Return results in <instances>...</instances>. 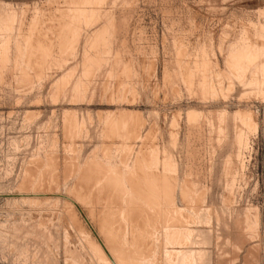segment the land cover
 Segmentation results:
<instances>
[{
  "label": "rangeland",
  "instance_id": "374dc122",
  "mask_svg": "<svg viewBox=\"0 0 264 264\" xmlns=\"http://www.w3.org/2000/svg\"><path fill=\"white\" fill-rule=\"evenodd\" d=\"M85 1L0 0V264H264V0Z\"/></svg>",
  "mask_w": 264,
  "mask_h": 264
},
{
  "label": "bare ground",
  "instance_id": "6f19581e",
  "mask_svg": "<svg viewBox=\"0 0 264 264\" xmlns=\"http://www.w3.org/2000/svg\"><path fill=\"white\" fill-rule=\"evenodd\" d=\"M72 1H73V0H72ZM76 1H78V0H76ZM81 1H83V0H81ZM84 1H85V0H84ZM88 1H89V0H88ZM74 2H75V0H74ZM85 2H86V1H85ZM89 2H90V1H89ZM75 3H76V2H75ZM78 3H80V1H79ZM82 3L84 4V2H82ZM75 6H76V5H75ZM79 7H81V6H79ZM74 8H75V7H74ZM9 10H10V9H9ZM78 10H79V9H78ZM83 10H84V9H83ZM69 11H71V10L69 9ZM71 12H74V11H71ZM81 12H84V11H81ZM65 13H67V12L65 11ZM78 13H80V12H78ZM85 13H86V12H85ZM70 14H71V13H70ZM88 14H89V13H88ZM6 15H7V14H6ZM63 15H65V14L63 13ZM75 15H76V16H73V17H78L79 14L77 15V13H76ZM80 15H81V14H80ZM86 15H87V13H86ZM83 16H84V20H85V19H86V18H85L86 16H85V15H83ZM9 17H10V16H9ZM53 17H54V19H55L56 16H53ZM60 17H61V16H60ZM63 17H64V16L61 17L62 19H58V17H56V20H61L62 23H63V22H64V21H63V19H64ZM65 17H67V16H65ZM81 17H82V16H80V18H81ZM90 17H91V16H90ZM37 18H38V17H37ZM39 18H40V17H39ZM51 18H52V17H51ZM51 18H50V19H51ZM69 18H70V16H69ZM88 18H89V17H88ZM92 18H93V17H92ZM54 19H53V20H54ZM8 20H9V19H8ZM12 20H13V19H11L10 21H12ZM34 20H36L35 17H34ZM34 20H33V21H34ZM65 20H66V19H65ZM69 20L71 21V19H69ZM82 20H83V19L81 18V21H82ZM6 21H7V20H6ZM33 21H32V22H33ZM39 21H40V20H39ZM66 21H68V20H66ZM75 21H76V20H75ZM75 21H73V22H75ZM88 21H89V20H88ZM88 21H87V22H88ZM7 22H8V21H7ZM49 22H50V21H49ZM76 22H77V21H76ZM82 22H83V21H82ZM84 22H86V21H84ZM1 23H2V22H1ZM8 23H9V22H8ZM10 23H12V22H10ZM10 23L7 24V23L4 22L3 24H4V26H5V24L10 25ZM33 23H35V22H33ZM33 23H31V24H33ZM36 23H37V22H36ZM36 23H35V26L37 25ZM40 23H42V22H40ZM57 23H58V22H57ZM70 23L73 24L72 22H70ZM80 23H81V22H80ZM3 24H2V25L0 24V25L3 26ZM49 24H50V23H49ZM49 24H48V27H50V26L52 25V27L49 28V29H51L50 31H52V28H53V26H55V25L53 24V22H52V24H51L50 26H49ZM67 24H68V23H67ZM56 25H57V24H56ZM59 25H61V24H59ZM65 25H66V22H65ZM65 25H63L62 27H64ZM30 26H31V25H30ZM70 26H71V25H70ZM74 26H75V25H74ZM79 26H80V25H78L77 27L79 28ZM5 27H7V26H5ZM10 27H11V26H10ZM32 27H34V25H33ZM32 27L29 28V29L31 30V32H32V30H36V29H32ZM38 27H39L38 29H41V28H42L41 25L38 26ZM40 27H41V28H40ZM55 27H56V26H55ZM55 27H54V28H55ZM60 27H61V26H60ZM65 27H66V26H65ZM67 27H69V25H68ZM77 27H76V28H77ZM2 28H3V27H2ZM57 28H59V27L57 26ZM57 28H56V29H57ZM71 28H72V27H71ZM6 29H7V28H6ZM60 29H61V28H60ZM60 29H59V30H60ZM65 29L67 30L68 28H65ZM69 29H70V28H69ZM74 29H75V28H74ZM41 30H42V29H41ZM39 31H40V30H38V32H36V33L34 32V33H35V34H38ZM42 31H43V30H42ZM42 31H41V32H42ZM56 31H57V30H56ZM61 31H62V30H61ZM61 31H60V33H61ZM63 31H64V30H63ZM67 31H68V30H67ZM74 31H75V30H74ZM102 31H103V30H102ZM21 32H22V31H21ZM29 32H30V31H29ZM29 32L26 34L27 36H28ZM44 32H45V30H44ZM47 32H48V31H47ZM47 32H46V33H47ZM54 32H55V31H54ZM57 32H59V31H57ZM65 32H66V31H65ZM70 32H71V30H70ZM75 32H77V31H75ZM75 32H74V33H75ZM100 32H101V31H100ZM62 33H63V32H62ZM101 33H102V32H101ZM23 34H24V33H23ZM30 34H31V33H30ZM41 34H42V33H41ZM47 34H48V33H47ZM56 34H57V33H55V35H56ZM67 34H69V33L67 32ZM67 34H66V36H67ZM70 34H71V33H70ZM60 35H61V34H60ZM2 36H3V34H2ZM27 36H26V37H27ZM30 36H32V35H30ZM30 36H28L27 38H29ZM40 36H42V35L39 34V37H40ZM57 36H58V35H57ZM64 36H65V34H64ZM66 36H65V37H66ZM10 37H11V36H10ZM23 37H24V36H23ZM26 37H24L26 40L23 38V40H24L23 42L26 43L25 41H27V44H28V41H29V40H27ZM32 37H36V36H32ZM37 37H38V35H37ZM37 37H36V39H37ZM53 37H54V36H53ZM58 37H59V36H58ZM65 37H64V38L62 37V42H63V39L65 40ZM76 37H77V36H76ZM101 37H102V36H101ZM2 38H3V37H2ZM55 38H56V37H55ZM59 38H60V37H59ZM13 39H14V38H13ZM44 39H45V38H44ZM44 39H43V40H44ZM46 39H49V38H46ZM50 39H51V38H50ZM60 39H61V38H60ZM11 40H12V39H11ZM30 40H31V38H30ZM32 40H33V38H32ZM32 40H31V42H32ZM43 40H42V42H43ZM51 40H52V39H51ZM54 40H55V39H54ZM67 40H68V36H67ZM45 41H46V40H45ZM47 41H49V40H47ZM47 41H46V42H47ZM52 41H53V40H52ZM76 41H77V40H76ZM99 41H101V40H99ZM99 41H98V42H99ZM23 42H22V43H23ZM38 42L41 43L40 40H39ZM38 42H36V44H37V49H38L39 46H40V45L38 44ZM46 42H45V43H46ZM64 42H65V41H64ZM67 42H68V41H67ZM34 43H35V40H34ZM57 43H58V42H57ZM18 44H19V42H18ZM18 44H17V45H18ZM36 44H35V45H36ZM42 44H43V43H42ZM49 44H50V43H48L47 47L49 46ZM52 44H56V42L54 43V41H53ZM61 44H62V43H61ZM72 44H73V43H72ZM72 44H71V45H72ZM4 45L6 46V44H4ZM19 45H20V44H19ZM31 45H34V44H31ZM43 45H44V44H43ZM45 45H46V44H45ZM58 45L61 46V48H62V46H63V45H60V43H58ZM64 45H65V44H64ZM66 45H67V44H66ZM68 45H69V43H68ZM87 45H88V44H87ZM25 46H26V45H25ZM29 46H30V44L27 45V47H29ZM34 47H35V46H34ZM42 47H43V49H44V46H42ZM49 47H50V46H49ZM51 47H52V46H51ZM51 47H50V48H51ZM53 47H55V45H54ZM53 47H52V48H53ZM21 48H22V47H21ZM25 48H26V47H25ZM61 48H59V49H61ZM26 49H27V48H26ZM43 49H41V50H43ZM46 49H47V48H46ZM46 49H44V52H42L43 54L45 53V50H46ZM64 49H65V48L63 47V49H62L63 52H64ZM68 49H69V48H68ZM73 49H74V48H73ZM247 49H248V48H247ZM251 49H252V48H251ZM20 50H21V49H20ZM33 50H34V48H33ZM47 50H48V49H47ZM47 50H46V51H47ZM38 51H40V48H39ZM59 51H61V50H59ZM30 52H31V51H30ZM33 52H34V51H33ZM33 52H31V53H33ZM52 52H53V51H52ZM52 52H49V53H52ZM61 52H62V51H61ZM63 52H62V53H63ZM68 52H69V50H68ZM245 52H246V51H245ZM252 52H253V51H252ZM260 52H261V51H260ZM27 53H28V51H27ZM31 53H30V54H31ZM38 53H39V52H37V56H35L36 58L38 57V55L43 56V57H42L43 59L45 58V56H44L41 52H40V54H38ZM236 53H237V52H236ZM256 53H257V52H256ZM22 54H23V53H22ZM24 54H25V52H24ZM28 54H29V53H28ZM34 54H36V53L34 52ZM46 54H48V53H46ZM60 54H61V53H60ZM237 54H238V53H237ZM259 54H260V53H259ZM19 55H20V54H19ZM249 55H250V54H249ZM260 55H261V54H260ZM12 56H13V55H12ZM12 56H10V57H12ZM25 56H26V55H25ZM31 56H32V55H31ZM31 56H30V58H31ZM41 56H39V58H40ZM51 56H52V55H51ZM247 56H248V55H247ZM20 57H21V55H20ZM22 57H23V55H22ZM33 57H34V56H33ZM33 57H32V58H33ZM49 57H50V56H49V54H48V57H47V58H49ZM4 58H5V57H4ZM27 58H28V56H27ZM30 58H28V59H25V58H24V59L27 60V61H28V60L31 61ZM36 58H35V60H36ZM50 58H51V57H50ZM237 58H238V57H237ZM249 58H250V57H249ZM18 59H20V58H18ZM33 59H34V58H33ZM40 59H41V58H40ZM43 59H42V60H43ZM245 59H246V58H245ZM245 59H244V60H245ZM5 60H6V59H5ZM45 60H47V59H45ZM33 61H34V60H33ZM33 61H32V62H33ZM36 61L39 62V61H41V60H39V61L36 60ZM232 61H233V60H232ZM234 61H235V58H234ZM249 61H250V60H249ZM34 62H35V61H34ZM37 62H35V64H36ZM41 62H42V61H41ZM41 62H40L39 64H41V68H42V67H44V64H45V63H44V62L41 63ZM52 62H53V61H52ZM244 62H245V61H244ZM256 62H257V61H256ZM12 63H13V62H12ZM20 63H21V62H19V64H20ZM28 63L30 64L29 61H28ZM47 63H48V62H47ZM254 63H255V62H254ZM25 64H27V62H26ZM29 64H28V65H29ZM37 64H38V63H37ZM39 64L37 65L38 67H40ZM233 64H234V63H233ZM21 65H23V64H21ZM42 65H43V66H42ZM242 65H245L244 67H246V64H242ZM261 65H262V64H261ZM261 65H260V66H261ZM29 66H30V65H29ZM37 66H35V67L37 68ZM45 66H46V65H45ZM47 66H48V65H47ZM260 66H259V68H260ZM35 67H33V68H35ZM234 67H236V66H234ZM237 67H238V66H237ZM247 67H248V66H247ZM41 68H40V69H41ZM234 69H235V68H234ZM236 69H237V68H236ZM7 70H8V69H7ZM240 70H242V69H240ZM243 70H244V69H243ZM262 70H263V69H262ZM25 71H26V69H25ZM38 71H39V70H38ZM263 71H264V70H263ZM50 72H51V71H50ZM240 72H241V71H240ZM26 73H27V72H26ZM33 74H34V73H33ZM25 75H26V74H25ZM3 76H4V75H3ZM33 76H34V75H33ZM5 77H6V76H5ZM10 78H11V77H10ZM31 79H32V78H31ZM38 79H39V78H38ZM10 80H11V79H10ZM2 81H3V80H2ZM25 81H26V79H25ZM32 86H33V85H32ZM204 86H205V85H204ZM28 90H29V89H28ZM30 91H31V90H30ZM20 93H21V92H20ZM26 113H27V112H26ZM246 119H247V118H246ZM250 119H252V118H250ZM248 120H249V118H248ZM240 122H241V120H240ZM118 123H119V121H118ZM104 129H105V128H104ZM105 130H106V129H105ZM134 131H135V130H134ZM239 132H240V130L238 131V133H239ZM242 133H243V132H242ZM242 133H240L239 135H237V136L235 137V138H237V140L235 141V143H237L238 141H239V142H240V141L243 142V140H241V134H242ZM116 134H117V133H116ZM236 134H237V132H236ZM132 135H133V134H132ZM140 135H141V134H140ZM104 136H105V135H104ZM109 136H110V135H109ZM117 136H118V134H117ZM150 136H151V135H150ZM245 137H246V136H245ZM107 139H108V138H107ZM129 139H130V138H129ZM139 139H140V138H139ZM242 139H243V138H242ZM123 140H124V139H123ZM147 142H148V141H147ZM149 142H150V141H149ZM130 143H131V142H130ZM143 144H144V143H143ZM237 144H239V143H237ZM241 144L243 145V143H241ZM241 144H240V145H241ZM245 144H246V143H245ZM239 147H240V146H239ZM239 147H238V148H239ZM238 148H237V149H238ZM106 151H107V150H106ZM235 151H236V150H235ZM242 151H243V150H242ZM127 152H128V151H127ZM151 153H153V152H151ZM235 153H236V152H235ZM53 154H54V153H53ZM238 155H239V154H238ZM34 156H35V155H34ZM36 156H37V155H36ZM135 157H136V156H135ZM100 159H101V158H100ZM100 159H99V160H100ZM95 160H96V159H95ZM70 161H71V160H70ZM87 161H88V160H87ZM152 161H153V159H152ZM164 161H165V160H164ZM170 161H171V160H170ZM44 162H45V160H44ZM141 162H142V160H141ZM233 162H234V161H233ZM233 162H232V163H233ZM46 163H47V162H46ZM46 163H45V164H46ZM97 163H98V162H97ZM133 163H134V162H133ZM78 164H80V163H78ZM136 164H137V163H136ZM140 164H141V163H140ZM142 164H143V163H142ZM168 164H169V163H168ZM172 164H173V163H172ZM229 164H230V162H229ZM97 165H98V164H97ZM100 165H101V164H100ZM100 165H99V167H100ZM147 165H148V164H147ZM147 165H146V166H147ZM155 165H156V164H155ZM106 166H107V165H106ZM128 166H129V165H128ZM130 166H131V165H130ZM138 166H139V165H138ZM151 166H152V165H151ZM228 166H229V165H228ZM228 166H227V167H228ZM141 167H142V165H141ZM148 167H149V166H148ZM156 167H157V165H156ZM240 167H241V165H240ZM45 168H46V167H45ZM82 168H83V167H82ZM84 168H85V167H84ZM112 168H114V167H112ZM152 168H153V166H152ZM165 168L167 169V167H165ZM170 168H171V167H170ZM174 168H175V167H174ZM231 168H232V167H231ZM35 169H36V168H35ZM37 169H38V168H37ZM52 169H53V168H52ZM92 169H93V168H92ZM117 169H118V168H117ZM120 169H121V168H120ZM145 169H147V168H145ZM153 169H154V168H153ZM156 169H157V168H156ZM163 169H164V168H163ZM43 170H44V169H43ZM100 170H101V169H100ZM107 170H108V169H107ZM115 170H116V168H115ZM129 170H130V169H129ZM133 170H134V169H133ZM174 170H175V169H174ZM227 170H229V169L227 168ZM230 170H231V169H230ZM77 171H79V170H77ZM101 171H102V170H101ZM101 171H100V172H101ZM131 171H132V170H131ZM158 171H160V170H158ZM170 171H171V170H170ZM38 172H39V171H38ZM57 172H58V171H57ZM108 172H109V171H108ZM227 172H228V171H227ZM43 173H44V172H43ZM112 173H113V172H112ZM112 173H110V174H112ZM118 173H119V172H117V173H115V174H118ZM149 173H150V172H149ZM25 174H26V173H25ZM74 174L76 175V173H74ZM113 174H114V173H113ZM143 174H144V173H143ZM153 174H156V173H153ZM38 175H39V174H38ZM77 175H78V174H77ZM122 175H123V174H122ZM126 175H127V174H126ZM148 175H149V174H148ZM160 175H161V174H160ZM169 175H170V174H169ZM172 175H173V174H172ZM34 176H35V175H34ZM105 176H106V175H105ZM115 176H116V175H115ZM135 176H136V175H135ZM154 176H156V175H154ZM154 176H153V177H154ZM107 177H108V176H107ZM124 177H125V176H124ZM124 177H123V180H124V182H125ZM142 177H143V176H142ZM150 177H151V175H150ZM162 177H163V176H162ZM26 178H28V177H26ZM34 178H35V177H34ZM54 178H55V177H54ZM114 178H115V177H113V179H114ZM145 178H146V177H145ZM160 178H161V177H160ZM169 178H170V177H169ZM116 179H117V182H118V178H115V180H116ZM138 179H139V178H138ZM154 179H156V178H154ZM107 180H109V179H107ZM111 180H112V179H111ZM121 180H122V179H121ZM123 180H122V181H123ZM129 180H130V179H129ZM143 180H144V179H143ZM150 180H151V178H150ZM159 180H160V179H159ZM165 180H166V178H165ZM190 180H191V179H190ZM112 181H113V180H112ZM139 181H140V179H139ZM163 181H164V180H163ZM178 181H179V180H178ZM229 181H230V180H229ZM231 181H232V180H231ZM53 182H54V181H53ZM126 182H127V181H126ZM137 182H138V181H137ZM154 182H155V181H154ZM169 182H171V179H170ZM51 183H52V182H51ZM121 183H122V182H121ZM158 183H159V182H158ZM173 183H174V182H173ZM182 183H183V181H182ZM21 184H22V183H21ZM54 184H55V183H54ZM124 184H125V183H124ZM128 184H129V183H128ZM128 184H127V185H128ZM131 184H133V183H131ZM141 184H142V183H141ZM141 184H140V185H141ZM146 184H147V183H146ZM146 184H145V185H146ZM186 184H187V183H186ZM226 184H227V183H226ZM231 184H232V183H231ZM27 185H28V184H27ZM34 185H35V184H34ZM101 185H102V184H101ZM109 185H110V184H109ZM113 185H114V184H113ZM113 185H112V186H113ZM121 185H123V184H121ZM136 185H137V184H136ZM148 185H149V184H148ZM152 185H153V184H152ZM155 185H156V184H155ZM173 185H174V184H173ZM178 185H179V184H178ZM181 185H182V184H181ZM181 185H180V186H181ZM183 185H184V183H183ZM227 185H228V184H227ZM227 185H226V186H227ZM229 185H230V184H229ZM229 185H228V186H229ZM55 186H57V185H55ZM86 186H87V185H86ZM123 186H124V185H123ZM138 186H139V185H138ZM142 186H143V185H142ZM175 186H177V185H175ZM226 186H225V187H226ZM233 186H234V184H233ZM115 187H116V186H115ZM124 187L128 188V190L130 191L129 187L131 188V185L128 186V187L125 185ZM134 187H135V186H134ZM155 187H156V186H155ZM157 187H158V186H157ZM160 187H161V185H160ZM166 187H167V186H166ZM177 187H178V186H177ZM182 187H183V186H182ZM230 187H231V186H230ZM86 188H87V187H86ZM98 188H99V187H98ZM98 188H97V189H98ZM109 188L111 189V187H109ZM120 188H121V187H120ZM120 188H119V189H120ZM139 188H140V187H139ZM143 188H144V187H143ZM143 188H142V189H143ZM147 188H148V187H147ZM150 188H151V187H150ZM170 188H171V187H170ZM232 188H233V187H232ZM107 189H108V188H107ZM115 189H117V188H115ZM161 189H162V188H161ZM166 189H167V188H166ZM178 189H179V188H178ZM178 189H177V190H178ZM182 189H183V188H182ZM88 190H89V189H88ZM88 190H87V192H88ZM93 190H94V189H93ZM113 190H114V189H113ZM140 190H141V189H140ZM147 190H149V188H148ZM158 190H159V189H158ZM40 191H41V189H40ZM81 191H82V190H81ZM91 191H92V190H91ZM95 191H96V190H95ZM106 191H107V190H106ZM124 191H125V189H124ZM131 191H132V190H131ZM136 191H138V190H136ZM142 191H143V190H142ZM145 191H146V190H145ZM155 191H156V190H155ZM164 191H165V190H164ZM23 192H24V191H23ZM27 192H28V191H27ZM52 192H53V191H52ZM82 192H83V191H82ZM87 192H86V194H87ZM89 192H90V191H89ZM96 192H97V191H96ZM151 192H152V191H151ZM162 192H163V191H162ZM185 192H186V191H185ZM194 192H195V191H194ZM71 193H72V192H71ZM108 193H109V192H108ZM113 193H114V191H113ZM117 193H119L118 190H117ZM130 193H131V192H130ZM138 193H140V192H138ZM159 193H160V192H159ZM179 193H180V192H179ZM29 194H30V193H29ZM29 194H27V195H29ZM37 194H39V193H37ZM81 194H82V193H81ZM88 194H89V193H88ZM90 194H92V193L90 192ZM110 194H112V193H110ZM110 194H109V195H110ZM119 194H120V193H119ZM127 194H128V193H127ZM143 194H144V193H143ZM143 194H142V195H143ZM156 194H157V193H156ZM182 194L184 195V190H183V193H182ZM185 194H186V193H185ZM198 194H199V193H198ZM33 195H34V194H33ZM35 195H36V194H35ZM104 195H105V194H104ZM125 195H126V193H125ZM129 195H130V194H129ZM146 195H147V194H146ZM158 195H159V194H158ZM161 195H162V194H161ZM161 195H160V196H161ZM165 195H166V194H165ZM168 195H169V193H168ZM170 195H171V194H170ZM186 195H187V194H186ZM99 196H100V194H99ZM113 196H114V195H113ZM115 196H116V195H115ZM115 196H114V197H115ZM127 196H128V195H127ZM127 196H125V197H127ZM143 196H145V195H143ZM153 196H154V195H153ZM156 196H157V195H156ZM172 196H173V195H172ZM232 196H233V194H232ZM78 197H79V196H78ZM80 197H81V196H80ZM82 197H83V195H82ZM84 197H87V198H88V197H91V195H89V196H85V195H84ZM102 197H103V196H102ZM105 197H106V195H105ZM139 197H141V196L139 195ZM177 197H178V196H177ZM187 197H188V196H187ZM187 197H186V198H187ZM193 197H194V196H193ZM197 197H198V196H197ZM226 197H227V196H226ZM27 198H28V197H27ZM92 198H93V195H92ZM108 198H109V196H108ZM128 198H129V197H128ZM149 198H150V197H149ZM161 198H163V197H161ZM161 198H160V199H161ZM182 198H183V197H182ZM184 198H185V197H184ZM200 198H201V197H200ZM229 198H230V197H229ZM33 199H34V198H33ZM111 199L113 200V198H111ZM122 199H125V198L123 197ZM150 199H151V198H150ZM157 199H158V198H157ZM172 199H173V198H172ZM175 199H176V198H175ZM227 199H228V198H227ZM87 200H88V199H87ZM90 200H91V198H90ZM104 200H105V199H104ZM108 200H109V199H108ZM116 200H117V198H116ZM118 200H119V199H118ZM118 200H117V201H118ZM127 200H128V199H127ZM136 200H137V199H136ZM162 200H163V199H162ZM177 200H178V199H177ZM79 201H80V200H79ZM88 201H89V200H88ZM121 201H122V200H121ZM140 201H141V200H140ZM143 201H144V199H143ZM157 201H158V200H157ZM174 201H175V200H174ZM174 201H172V202H174ZM183 201H184V200H183ZM109 202H110V200H109ZM128 202H129V201H128ZM135 202H136V201H135ZM149 202H150V201H149ZM152 202H153V200H152ZM155 202H156V201H155ZM158 202L160 203V201H158ZM165 202H166V201H165ZM175 202H176V201H175ZM185 202H186V201H185ZM232 202H233V201H232ZM68 203H69V202H68ZM106 203H107V202H106ZM118 203H119V202H118ZM118 203H115V205L118 204ZM120 203H121V202H120ZM122 203H123V202H122ZM125 203H126V202H125ZM131 203H132V201H131ZM138 203H139V201H138ZM142 203H143V202H142ZM91 204H92V203H91ZM91 204H90V205H91ZM104 204H105V203H104ZM108 204H109V203H108ZM129 204H130V203H129ZM144 204H146V202H144ZM144 204H142V205H144ZM149 204H150V203H149ZM155 204H157V203H155ZM167 204H168V203H167ZM185 204H186V203H185ZM196 204H197V203H196ZM95 205H96V204H95ZM112 205H113V204H112ZM119 205H120V204H119ZM123 205H125V204H123ZM131 205H132V204H131ZM131 205H130V207H131ZM134 205H135V204H134ZM140 205H141V204H140ZM152 205H153V204H152ZM157 205H158V204H157ZM160 205H161V204H160ZM162 205H163V204H162ZM165 205H166V204H165ZM191 205H192V204H191ZM102 206H103V205H102ZM135 206H136V205H135ZM144 206H146V205H144ZM144 206H143V207H144ZM148 206H149V205H148ZM154 206H155V205H154ZM154 206H153V207H154ZM167 206H168V205H167ZM186 206H187V205H186ZM112 207H115V206H111V208H112ZM116 207H117V205H116ZM121 207H123V206H121ZM169 207H170V206H169ZM171 207H172V206H171ZM175 207H176V206H175ZM106 208H107V207H106ZM123 208H124V207H123ZM123 208H122L121 210H123ZM127 208H129V207H128V204H127ZM127 208H126V209H127ZM133 208H134V207H133ZM136 208H137V207H136ZM139 208H140V207H139ZM145 208L148 209L147 206H146ZM156 208H158V207H155V209H156ZM160 208H161V206H160ZM160 208H159V209H160ZM178 208H179V207H178ZM109 209H110V206H109ZM115 209H116V208H115ZM117 209H118V207H117ZM149 209H151V208H149ZM153 209H154V208H153ZM162 209H163V208H162ZM162 209H161V212H162ZM164 209H165V207H164ZM170 209H171V208H170ZM172 209H173V208H172ZM73 210H74V209H73ZM111 210H112V209H111ZM136 210H139V209H136ZM165 210H166V209H165ZM177 210H178V209H177ZM177 210H176V211H177ZM195 210H196V209H195ZM68 211H69V210H68ZM102 211H103V210H102ZM107 211H108V209H106V212H107ZM113 211H114V210H113ZM129 211H130V210H129ZM131 211H132V209H131ZM131 211H130V213H131ZM134 211H135V210H134ZM134 211H133V212H134ZM141 211H142V210H141ZM141 211H138V212H141ZM149 211L151 212V210H149ZM154 211H155V210H154ZM154 211H153V212H154ZM168 211H169V208H168ZM173 211H175V210H172V212H173ZM178 211H179V210H178ZM109 212H110V211H109ZM119 212H120V210H119ZM119 212H118V214H119ZM124 212H125V211H124ZM124 212H123V213H124ZM126 212H127V210H126ZM169 212H170V211H169ZM186 212H187V210H186ZM194 212H195V211H194ZM73 213H74V212H73ZM92 213H93V212H92ZM96 213H97V212H96ZM110 213L113 214V212H110ZM127 213H128V212H127ZM127 213H126L125 215H127ZM146 213H147V212H146ZM155 213H157V212L155 211ZM155 213H153L152 215H154ZM159 213H160V212H159ZM162 213H163V212H162ZM170 213H171V212H170ZM170 213L167 212V214H170ZM188 213H189V212H188ZM118 214H116V215H118ZM140 214H141V213H140ZM149 214H150V213H149ZM173 214H174V213L170 214V216H172ZM176 214H177V213H175V216H176ZM183 214H184V213H183ZM99 215H100V214H99ZM102 215H103V214H102ZM136 215H138V214H136ZM145 215H146V214H144V216H145ZM150 215H151V214H150ZM156 215H157V214H155L154 217H155ZM160 215H162V214H160ZM177 215H178V214H177ZM91 216H92V215H91ZM94 216H96V215H94ZM112 216L115 217V215H112ZM121 216H122V215H120V216L118 215V217H120V218L122 219ZM132 216H133V215H131V217H132ZM163 216H164V215H163ZM166 216H167V215H166ZM166 216H165V217H166ZM192 216H193V215H192ZM113 217H111V219H112ZM128 217H129V216H128ZM146 217H147V216H146ZM157 217H158V216H157ZM165 217H162V218H165ZM179 217H180V215H179ZM181 217H182V216H181ZM93 218H94V217H93ZM105 218H106V214H105ZM107 218H108V217H107ZM109 218H110V217H109ZM109 218H108V219H109ZM123 218H124V217H123ZM139 218L142 219L141 217H139ZM143 218H144V217H143ZM166 218H167V217H166ZM169 218H171V217H169ZM169 218H168V219H169ZM173 218H175L174 215H173V217H172V220H173ZM177 218H178V217H176V219H177ZM184 218H185V217H184ZM191 218H193V217H191ZM191 218H190V219H191ZM72 219H73V218H72ZM99 219H100V218H99ZM114 219H116V218H113V220H114ZM127 219H128V218H127ZM131 219H132V218H131ZM145 219H146V218H145ZM145 219H144V220H145ZM148 219H149V218H148ZM150 219H151V217H150ZM157 219H160V217L157 218ZM176 219H174L175 222H176ZM182 219H183V218H182ZM182 219H181V220H182ZM194 219H195V218H194ZM93 220H95V219H93ZM106 220H107V219H106ZM113 220H112V221H113ZM165 220H166V219H164V220L162 219V221H164V223L167 222V221H165ZM172 220H169V221H170V224H171V221H172ZM181 220H179V218H178V221H179V222H180ZM188 220H189V219H188ZM240 220H241V219H240ZM98 221H99V220H98ZM100 221H101V220H100ZM107 221H109V220H107ZM107 221H103V222L105 223V224L103 223V224H104V225H103L104 227H109V226L106 225V224L108 223ZM112 221H111V223H112ZM130 221H131V220H130ZM190 221H191V220H190ZM101 222H102V221H101ZM106 222H107V223H106ZM115 222H116V221H114V223H115ZM121 222H122V220H121ZM123 222H127V220H126V221H123ZM134 222H135V221H134ZM136 222H137V221H136ZM136 222H135V226H136ZM140 222H141V221H140ZM151 222H152V221H151ZM153 222L156 223V221H154V220H153ZM157 222H158V221H157ZM183 222H184V221H183ZM191 222H192V221H191ZM238 222H239V221H238ZM116 223H118V222H116ZM119 223H120V222H119ZM128 223H129V222H128ZM148 223H149V222H148ZM148 223H147V224H148ZM155 223H154V224H155ZM164 223H163V224H164ZM177 223H178V222H177ZM177 223H176V225H177V227H179ZM123 224H124V223H123ZM125 224H126V223H125ZM129 224H131V223H129ZM132 224H133V222H132ZM154 224H153V225H154ZM157 224H158V223H157ZM157 224H156V225H157ZM168 224H169V222H168ZM170 224H169V225H170ZM173 224L175 225V223H173ZM105 225H106V226H105ZM108 225H109V223H108ZM137 225H138V224H137ZM140 225H144V226H145L146 224H145V223H144V224H141V223H140ZM169 225H167L168 228H169ZM174 225H173V227H174ZM181 225H182V224H181ZM120 226H122L121 223H120ZM124 226H125V225H124ZM126 226H127V224H126ZM126 226H125V227H126ZM129 226H130V225H128V228H130ZM146 226H147V225H146ZM158 226H159V224H158ZM158 226H157V227H158ZM162 226H164V225H162ZM112 227H114V226H112ZM115 227H116V226H115ZM139 227H140V226H139ZM152 227H154V226H152ZM177 227H176V228H177ZM180 227H181V226H180ZM185 227H186V226H185ZM110 228H111V227H110ZM128 228H127V229H128ZM134 228H135V227H134ZM145 228H146V227H145ZM145 228H142V227H141L140 229H145ZM158 228H160V227H158ZM161 228H162V227H161ZM161 228H160V229H161ZM165 228H166V225H165ZM171 228H172V227H171ZM176 228H175V229H176ZM114 229H115V228H114ZM117 229H118V227H117ZM121 229H123V228H121ZM132 229H133V228H132ZM135 229H136V228H135ZM146 229H147V228H146ZM146 229H145V230H146ZM148 229H149V227H148ZM155 229H156V228H155ZM160 229H156V230H159V231H160ZM162 229H163V228H162ZM169 229H170V228H169ZM169 229H168V230H167V229H166V230L164 229V230H165V233H163V234H165V235H164V242H165L166 245L176 243V242H175V239H176L175 236L177 235V233H176V235H173V232L171 233V231H169ZM173 229H174V228H173ZM173 229H172V230H173ZM177 229L179 230L180 228H177ZM182 229H183V231H184V228H182ZM105 230H106V229H105ZM109 230H111V229H109ZM109 230L107 229V231H109ZM118 230H119V229H118ZM129 230H130V229H129ZM138 230H139V228H138ZM186 230H188V228H186ZM102 231H103V229H102ZM107 231H104V232H107ZM123 231H124V230H123ZM125 231H126V229H125ZM125 231H124L123 234H125ZM133 231H135V230H133ZM142 231H143V230H142ZM150 231H152V230H149V232H150ZM161 231H162V230H161ZM175 231H176V230H175ZM175 231H174V232H175ZM109 232H110V231H109ZM121 232H122V231H121ZM130 232H131V231H130ZM157 232H158V231H157ZM162 232H164V231H162ZM177 232H178V231H177ZM179 232H182V231H179ZM114 233H115V231L113 232V235H111V233L109 234V236L111 235V236H110V241H111V237L114 236ZM137 233H139V232L137 231L136 234H137ZM152 233H154V232L152 231L151 234H152ZM183 233H184V232H183ZM187 233H188V231H187ZM187 233H185V234H187ZM189 233H190V231H189ZM194 233H195V232H194ZM194 233H193V234H194ZM116 234H117V232H116ZM118 234H119V233H118ZM123 234H122V235H123ZM132 234H133V232H132ZM134 234H135V233H134ZM146 234H148V233H146ZM154 234H155V233H154ZM156 234H157V233H156ZM158 234H159V232H158ZM185 234H184V235H185ZM198 234H199V233H198ZM200 234H201V233H200ZM200 234H199V235H200ZM120 235H121V234H120ZM120 235H118V236H120ZM122 235H121V236H122ZM139 235H140V234H139ZM142 235H143V234H142ZM142 235H141V236H142ZM184 235H182V236H183V237H186V235H185V236H184ZM187 235L189 236V234H187ZM191 235H192V233H191ZM85 236H86V234H85ZM125 236H126V235H125ZM125 236H124V237H125ZM129 236H131V234H130ZM137 236H138V235H137ZM141 236H140V237H141ZM148 236H149V235H148ZM155 236H156V235H155ZM162 236H163V235H162ZM178 236H179V235H177V237H178ZM182 236H180V237L182 238ZM192 236H193V235H192ZM192 236H191V237H192ZM202 236H203V235H202ZM206 236H207V235H206ZM122 237H123V236H122ZM133 237H134V236H133ZM135 237H136V236H135ZM159 237H160V236H158V239H159ZM180 237H179L178 239H179V241H182V239L180 240ZM189 237H190V236H189ZM204 237H205V236H204ZM204 237H203V238H204ZM88 238H89V237H88ZM108 238H109V237H108ZM120 238H121V237H120ZM120 238H118V239H120ZM130 238H131V237H130ZM112 239H115V240H116V239H117V236H116V238H113V237H112ZM125 239H126V237H125ZM125 239H124V240H125ZM127 239H128V238H127ZM145 239H146V238H145ZM149 239H150V238H149ZM151 239H152V238H151ZM151 239H150V240H151ZM183 239H186L185 241L187 242V237H186V238H183ZM121 240H122V238H121ZM121 240H120V241H121ZM124 240H123V241H124ZM132 240H134V239H132ZM136 240H137V239H136ZM136 240H135V241H136ZM147 240H148V239H147ZM188 240H189V238H188ZM190 240H191V238H190ZM190 240H189V241H190ZM107 241H108V240H107ZM112 241H113V240H112ZM125 241H126V240H125ZM129 241H131V240H129ZM176 241H177V239H176ZM189 241H188V242H189ZM199 241H200V240H199ZM118 242H119V240H118ZM152 242H153V240H152ZM162 242H163V240H162ZM110 243H111V242H110ZM123 243H124V242H123ZM129 243H130V242H129ZM139 243H141V241H140ZM143 243H144V242H143ZM153 243L155 244V242H153ZM189 243H190V242H189ZM189 243H188V244H189ZM192 243H194V242H192ZM95 244H96V243H95ZM115 244H117V243H115ZM118 244L122 245L121 243H118ZM118 244H117V245H118ZM125 244H126V243H125ZM125 244H124V245H125ZM130 244H131V243H130ZM144 244H146V242H145ZM148 244H149V243H148ZM150 244H151V242H150ZM150 244H149V245H150ZM154 244H152V245H154ZM177 244H178V243H177ZM179 244H180V242H179ZM98 245H99V244H98ZM124 245H123V246H124ZM135 245H137V244H135ZM140 245H141V244H140ZM156 245H157V244H156ZM156 245H155V248H156ZM166 245H165V246H166ZM108 246H109V245H108ZM113 246H114V245H113ZM138 246H139V245H138ZM141 246H142V245H141ZM145 246H147V245H145ZM145 246L143 245L142 247L145 248ZM182 246H183V245H182ZM97 247H98V246H97ZM104 247H105V245H104ZM117 247H118V249H119V246H117ZM133 247H134V246H132V248H133ZM136 247H137V246H136ZM136 247H134V248L136 249ZM142 247H141V248H142ZM149 247H150V246H149ZM159 247H160V246H159ZM163 247H164V246H163ZM171 247H172V246H171ZM187 247H188V246H187ZM191 247H192V246H191ZM99 248H100V247H99ZM101 248H102V247H101ZM105 248H107V247H105ZM122 248H123V247H122ZM125 248H126V247H125ZM139 248H140V247H139ZM146 248H147V247H146ZM146 248H145V249H146ZM166 248H167V249H166V253H167V255H168L169 253H171V251L168 250L169 247H166ZM95 249H97V248H95ZM116 249H117V248H116ZM116 249H115V251H118V250H116ZM129 249H130V248H129ZM162 249H163V248H162ZM181 249H182V248H181ZM181 249H180V252L178 251V250H179V249H178V250H177V253L179 252V254H180V253L182 252ZM98 250H99V249H98ZM100 250H102V249H100ZM112 250H113V249H112ZM143 250H144V249H143ZM146 250H147V249H146ZM148 250H149V249H148ZM152 250H153V249H152ZM95 251H97V250H95ZM103 251H104V250H103ZM115 251H114V252H115ZM122 251H123V250H122ZM128 251H129V250L127 249V252H128ZM132 251H133V250H132ZM132 251H130L129 253L131 254ZM141 251H142V250H141ZM141 251H140V252H141ZM150 251H151V250H150ZM153 251H154V250H153ZM159 251H160V250H159ZM190 251H192V250H190ZM89 252H90V251H89ZM125 252H126V249H125ZM151 252H152V251H151ZM151 252H150V253H151ZM172 252H173V251H172ZM174 252H175V251H174ZM93 253H94V252H93ZM97 253H98V252H97ZM110 253H111V252H109L108 255H106V254H104V255L108 256V259H107V260H109L110 264H113V263H114V264H117L115 258H114L113 255L110 254ZM143 253H144V251H143ZM145 253H146V251H145ZM154 253H157V252H154ZM166 253H165V255H166ZM182 253H184V252H182ZM185 253L188 255L187 252H185ZM185 253H184L183 255H181V257H182V256H185ZM120 254H121V253H120ZM130 254H128V255H130ZM135 254H137V253H135ZM152 254H153V253H152ZM152 254H150V255H152ZM91 255H92V254H91ZM104 255H102V256H104ZM123 255H124V253H123ZM123 255L121 254V256L124 258ZM128 255H125V257L128 256ZM146 255L149 256L148 253H147ZM172 255H173V254H169L168 256L173 257ZM174 255H175V254H174ZM176 255H178V254H176ZM190 255H191V254H189V256H187V258H190V257H191ZM192 255H194V254H192ZM195 255H196V254H195ZM99 256H100V255H99ZM137 256H138V255H137ZM152 256H154V255H152ZM156 256H157V255H156ZM168 256H167V257H164V258H167V260H169V261L173 259V258H172V259H169ZM91 257H92V256H91ZM115 257H116V256H115ZM131 257H132V256H131ZM139 257H140V256H139ZM139 257H137V258H139ZM146 257H147V256H146ZM154 257H155V256H154ZM157 257H158V259H160L159 256H157ZM175 257H176V256H175ZM193 257H194V256H193ZM71 258H72V257H71ZM106 258H107V257H106ZM106 258H105V261H106ZM123 258H122V259H123ZM142 258H143V257H142ZM151 258H152V257H151ZM164 258H162V263H165V262H163V259H164ZM176 258H178V256H177ZM182 258H184V257H182ZM187 258H186V261L184 260V261H185V264H186V262H187V263L190 262V261L188 262L189 259H187ZM194 258H195V257H194ZM119 259H120V258H119ZM140 259H141V258H140ZM140 259H139V260H140ZM144 259H145V258H144ZM144 259L141 260V264H143L142 261H143V262L145 261L144 263H146V262L148 261V260H146V259L144 260ZM149 259H150V258H149ZM174 259H175V258H174ZM174 259H173V260H174ZM180 259H181V258H180ZM184 259H185V258H184ZM191 259H192V258H191ZM68 260H69V259H68ZM75 260H76V259H75ZM125 260H126V259H125ZM127 260H129V258H128ZM133 260H134V259H133ZM135 260L139 261L138 259H135ZM151 260H153V259H151ZM156 260H157V259H156ZM167 260H166V263H167V264H181V263L184 264V263L182 262L183 259H182L181 261H177V262H175V263H174V261H176V259H175L174 261H172L173 263H172V262L170 263V262L167 261ZM194 260H195V259H194ZM79 261H80V260H79ZM131 261H132V260H131ZM158 261L160 262V260H158ZM191 261H192V260H191ZM71 262H72V260H71ZM127 262H128V261H127ZM127 262H126V264H127ZM152 262H154V260H153ZM180 262H181V263H180ZM193 262H194V261H193ZM193 262H191V263H193ZM74 263H75V262H74ZM121 263H122V262H121ZM128 263H130V262H128ZM131 263H132V262H131ZM131 263H130V264H131ZM148 263H150V261H148L147 264H148ZM78 264H79V263H78ZM100 264H101V263H100ZM134 264H136V263H134ZM154 264H155V263H154ZM160 264H161V263H160Z\"/></svg>",
  "mask_w": 264,
  "mask_h": 264
}]
</instances>
